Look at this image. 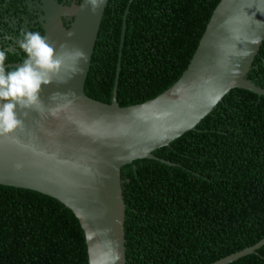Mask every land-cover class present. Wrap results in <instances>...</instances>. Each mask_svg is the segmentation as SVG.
<instances>
[{
  "label": "trees",
  "instance_id": "obj_1",
  "mask_svg": "<svg viewBox=\"0 0 264 264\" xmlns=\"http://www.w3.org/2000/svg\"><path fill=\"white\" fill-rule=\"evenodd\" d=\"M219 1H137L119 105L153 98L180 77ZM130 3L109 0L100 24L86 94L103 102H111ZM247 78L264 87V48ZM156 155L175 165L153 161L198 179L157 165L121 171L129 264H209L264 237V100L224 97L185 139ZM0 264H86L85 249L53 201L0 190ZM236 264H264V251Z\"/></svg>",
  "mask_w": 264,
  "mask_h": 264
},
{
  "label": "water",
  "instance_id": "obj_2",
  "mask_svg": "<svg viewBox=\"0 0 264 264\" xmlns=\"http://www.w3.org/2000/svg\"><path fill=\"white\" fill-rule=\"evenodd\" d=\"M130 1L107 103L88 96L86 83L109 0H97L95 11L90 0H34L25 30L47 37L61 67L50 85H42L43 107L25 110L27 116L18 109L23 128L0 135V190L34 193L65 210L80 233L86 264H129L121 171L157 165L194 176L153 159L175 165L156 154L185 139L224 97L264 100V87L247 78L264 48V0H220L180 77L153 98L119 105L126 35L138 0ZM26 58L19 43L6 71ZM262 251L264 237L209 264H236Z\"/></svg>",
  "mask_w": 264,
  "mask_h": 264
},
{
  "label": "clouds",
  "instance_id": "obj_3",
  "mask_svg": "<svg viewBox=\"0 0 264 264\" xmlns=\"http://www.w3.org/2000/svg\"><path fill=\"white\" fill-rule=\"evenodd\" d=\"M90 2L95 11L97 0ZM19 43L27 58L14 70L6 71V53L0 51V135L23 128L24 122L18 118V109L27 116L28 111L25 110H39L43 107L42 85H50L53 73L61 67L59 54L48 43L47 37L38 32L22 30ZM78 55L87 62L86 53L79 52Z\"/></svg>",
  "mask_w": 264,
  "mask_h": 264
},
{
  "label": "flooded vegetation",
  "instance_id": "obj_4",
  "mask_svg": "<svg viewBox=\"0 0 264 264\" xmlns=\"http://www.w3.org/2000/svg\"><path fill=\"white\" fill-rule=\"evenodd\" d=\"M71 4L75 0H55ZM34 14V0H0V45L6 53V65L16 57L22 30L29 25Z\"/></svg>",
  "mask_w": 264,
  "mask_h": 264
}]
</instances>
